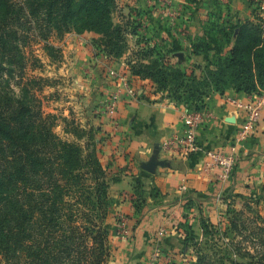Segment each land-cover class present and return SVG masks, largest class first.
Listing matches in <instances>:
<instances>
[{"label": "trees", "instance_id": "16d2710c", "mask_svg": "<svg viewBox=\"0 0 264 264\" xmlns=\"http://www.w3.org/2000/svg\"><path fill=\"white\" fill-rule=\"evenodd\" d=\"M115 2L0 0V58L22 70L25 57L19 41L30 35L46 39L71 30L102 32L110 39L108 52L121 54L126 28L112 22ZM221 30L229 49L226 55L219 54L214 62H208L206 83L222 94L227 88L261 93L264 18L238 19ZM149 44L131 63L133 74L151 79L161 89L171 85L177 91L183 89L189 96L182 104L205 109L206 95L194 84L197 76L189 78L182 69L159 63V56L152 62L145 60L160 53ZM221 45L218 51L223 54L225 44ZM194 48L193 52L199 53L202 43ZM3 61L0 74L5 69ZM54 119L40 105L0 87V264H110V233L105 226L110 186L107 169L95 149L96 132L73 126L67 132L75 139H64L54 130ZM137 196L142 204L136 200L135 208L143 209L145 198ZM242 213L235 211L230 228L247 240L257 241L264 262V226L251 227L242 220ZM184 226L185 244L197 250L194 264H215L198 247L202 243L192 225Z\"/></svg>", "mask_w": 264, "mask_h": 264}, {"label": "rangeland", "instance_id": "374dc122", "mask_svg": "<svg viewBox=\"0 0 264 264\" xmlns=\"http://www.w3.org/2000/svg\"><path fill=\"white\" fill-rule=\"evenodd\" d=\"M115 1L112 22L126 28V45L121 54L108 52L111 48L110 39L102 32L71 30L62 35L55 33L46 39L30 35L25 37V40L19 41L21 54L25 57V66L22 70L17 65L0 58L5 67L2 70L3 74H0V87L17 98L40 105L45 113L54 115V130L64 139H75L70 132H67L72 130L73 126L87 130L94 129L98 140L95 149L99 157L103 156L105 142L112 135L111 132L99 133L102 128L105 129L107 122L115 123L119 113V103L115 114L108 113L109 99L113 95H118L119 101L125 98L126 94L134 98L139 95V88L133 81V78L139 76L133 74L131 63L137 59L140 49L150 42L160 53L146 57L145 60L152 62L159 56V63L174 65L185 71L189 78L196 75L197 80L194 84L207 98L214 93V88L205 81L206 66L208 62H214L217 55L227 54L229 43L225 41L221 27L235 21L231 15L232 10L235 11L234 7L228 3L219 4L210 0L214 5L210 7L211 10L206 11L208 19L202 24V34L190 35L188 39L192 41L193 45L190 41L192 50L180 53L177 44L179 38L174 35L177 41L174 38L166 41L161 31L167 28V24L159 20L160 15L165 13L174 18L188 14L184 9L187 0ZM190 1L196 3L199 9L198 1ZM245 4H249V9L245 8L243 21L248 19L259 21V18H264V0H245ZM153 12L156 20L154 17L150 18ZM200 43H202L200 52L194 53V45ZM220 44L221 46L225 44L223 54L218 51ZM151 82L155 86V90H151V93L162 95L175 104L183 105L181 101L189 96L183 94V89L179 91L172 89L173 85L170 89L168 87L161 89L155 82L152 80ZM129 89H132L134 94L129 93ZM118 147L117 143L113 144V151L108 155V161L104 156V162L101 159L107 169V181L110 186L107 201L108 216L105 221L110 233V264H194L197 250L193 245L182 248L183 251L181 249L183 256L169 257L166 255V249H162L161 246L143 244L136 233L143 209L135 208V202L137 200L142 204L141 198L137 195L142 198H145V195L140 194V190L136 189L128 202L127 197L122 195L124 190L121 189L123 184L120 182L121 168L117 164L120 157ZM252 188L255 190L252 194L242 192L238 194L241 198L227 201L222 214L220 213L221 215L216 219H202V229L199 233L195 231L197 240L202 243L198 247L209 254L215 264H264L261 262L263 250L258 242L247 240L230 228L232 218L236 217L235 211L243 212L240 214L242 220L251 227L264 226V178L260 177L259 181H255ZM130 205L133 206V210L129 208Z\"/></svg>", "mask_w": 264, "mask_h": 264}, {"label": "crops", "instance_id": "0c3cea01", "mask_svg": "<svg viewBox=\"0 0 264 264\" xmlns=\"http://www.w3.org/2000/svg\"><path fill=\"white\" fill-rule=\"evenodd\" d=\"M187 1L184 9L188 14L183 17L159 14V21L167 24V28L161 31L163 38L169 41L176 35L180 53L192 50L188 38L196 33L202 34V24L208 19L206 11L214 5L210 0H196L198 9L196 3ZM212 2L228 3L234 7L231 15L235 21L243 20L245 8L249 9L245 0ZM153 17L156 20L154 12L150 15L151 19ZM133 79L139 88V95L136 98L124 95L125 98L119 101L117 121L107 122L105 129L102 128L99 133L112 134L105 142L103 156L108 161L113 144L117 143L120 153L117 164L121 168L120 182L124 190L122 195L127 197L128 202L137 189L135 186L145 195L143 215L136 232L143 244L159 245L166 249L169 257H181L182 248H187L184 225H192L199 233L202 219H216L222 214L227 201L241 198L238 194L242 192L252 194L255 181L264 178V109L257 131L237 145L238 158L234 171L229 179L223 181L218 177V168H207L205 153L210 149L227 151L235 144L244 110L227 98L247 101L251 94L230 88L223 94L214 92L207 97L206 118L198 129L202 149L183 158L167 150L164 142L182 131V115L187 110L186 106L151 93L155 90L151 80ZM103 156L100 158L104 162ZM132 207L129 206L131 210L134 209Z\"/></svg>", "mask_w": 264, "mask_h": 264}, {"label": "built area", "instance_id": "2783aa9c", "mask_svg": "<svg viewBox=\"0 0 264 264\" xmlns=\"http://www.w3.org/2000/svg\"><path fill=\"white\" fill-rule=\"evenodd\" d=\"M129 93L134 94L132 89ZM232 104L243 108L244 118L235 138V144L230 146L229 150L225 151L210 149L205 153L206 166L212 170L219 169L218 177L225 181L232 175L237 162V145L257 131L262 110L264 109V90L261 93H252L247 101H242L238 98H227ZM119 103L118 95H113L107 104L108 113L113 115L117 111ZM182 115L183 129L174 136L165 140L164 146L167 150L172 151L177 156L187 158L202 148L198 140V129L202 126L206 118V110H199L195 107L188 108Z\"/></svg>", "mask_w": 264, "mask_h": 264}]
</instances>
